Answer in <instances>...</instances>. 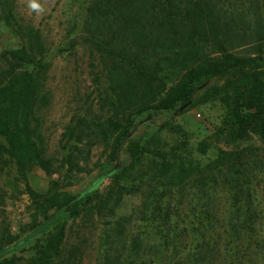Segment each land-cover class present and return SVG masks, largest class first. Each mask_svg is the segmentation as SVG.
I'll use <instances>...</instances> for the list:
<instances>
[{
	"label": "trees",
	"instance_id": "1",
	"mask_svg": "<svg viewBox=\"0 0 264 264\" xmlns=\"http://www.w3.org/2000/svg\"><path fill=\"white\" fill-rule=\"evenodd\" d=\"M233 6L227 0H87L78 34L55 53L86 45L96 96L65 126L59 149L48 155L37 110L47 102L42 76L54 53L37 29L19 23L11 0H0V23L17 40L0 50V162L10 163L39 217L23 236L3 234L0 264H53L57 259L68 264L74 251L63 248L66 225L77 218H98L102 225L96 264H147L139 221L153 226L149 244L158 250L159 264L213 262L215 238L182 235L187 227L211 230L215 222L183 226L172 216L170 203L171 195L189 184L206 185L208 167L193 164L184 155V144L168 147L154 131L130 134L138 123H151L182 104L196 107L217 100L223 108L218 136L233 143L252 137L264 142V29L238 22ZM164 128L185 135L171 122ZM100 145L109 149L102 164L92 161ZM207 149L200 142V153ZM122 150L126 161L111 173L105 190L100 184L79 195L66 189L95 169L103 174ZM229 155L220 150L214 162L230 185L223 257L228 264H255L251 246L258 252L264 247V237L256 238L262 211L243 193L249 191L250 178L230 164ZM34 166L48 175L60 172L61 178L37 193L28 181ZM141 195L138 207L121 211L126 196ZM26 250L25 258L17 256Z\"/></svg>",
	"mask_w": 264,
	"mask_h": 264
},
{
	"label": "rangeland",
	"instance_id": "2",
	"mask_svg": "<svg viewBox=\"0 0 264 264\" xmlns=\"http://www.w3.org/2000/svg\"><path fill=\"white\" fill-rule=\"evenodd\" d=\"M228 1L233 3V8L240 14L238 22L244 23L253 30L264 29V0ZM11 2L19 23L37 29L47 49L54 53L49 57L42 76V93L46 94L47 102L39 105L37 116L40 121L39 132L45 142L47 154H55L61 144L65 126L75 115L84 113L96 96V85L89 72V55L86 45L80 43L70 52L55 53L57 46L64 44L70 36L78 34L85 16L87 0H11ZM16 43L13 32L0 23V50L12 47ZM101 82L105 86L103 79ZM208 84L211 82L204 85ZM222 111V105L217 100L196 107H189V103L182 104L171 112L155 117L151 123L150 120L138 123L136 130L130 134V137H133L154 131L162 137L168 147L176 143L184 144L186 148L184 155L187 160L200 165L202 169L208 167L205 175L208 177L206 185L189 184L183 188L182 192H174L170 197V203L172 216L182 220L183 226L197 224V222H215V227L211 230H194L187 227L182 235L188 240L194 235L203 234L208 239L215 238L214 253L216 255L211 264H228L223 257L222 245L227 235L225 220L230 185L229 178L224 173L225 170H219L214 164L220 150L231 152L232 155L228 156V159L232 161L230 164H235V169L244 170L243 173L249 176V191L243 189V193L250 196L248 199L252 204L259 203L258 207L262 213L257 223L256 238L264 237V142L252 137L233 143L218 136L215 128L219 125ZM165 122L179 125L185 135L168 132L164 128ZM200 142L208 144L204 154L198 150ZM108 153V147L100 145L93 150L92 161L102 164L107 159ZM125 161L126 155L122 150L119 157L110 163L103 174L95 169L90 175L84 176L78 184L66 189L72 195H79L86 188L100 184V190L103 191L110 183L111 173L120 168ZM59 173L48 175L34 166L28 172V181L35 192L45 193L51 179L61 178ZM16 177L10 163L0 162V241L3 234L7 232L16 238L23 236L28 233L32 223L39 219L35 203L29 194L24 192V183L16 180ZM142 198V195L126 196L121 211L129 212L138 207ZM243 198L246 199L244 196ZM172 220H174L173 217ZM137 226L139 232H144L142 251L147 264L162 263V258L158 259L154 255L158 250L149 244V231L153 232V226L146 221L137 222ZM101 227L98 218L93 222H87L81 218L74 221L68 220L63 248L65 251H74V258L72 257L68 264L98 262L101 256L99 240ZM155 230L154 234H156ZM251 250L257 254L258 263L255 262V264H264V247L258 252V248L251 246ZM27 255V250L17 252L19 257L25 258ZM53 264L63 263L57 259Z\"/></svg>",
	"mask_w": 264,
	"mask_h": 264
}]
</instances>
